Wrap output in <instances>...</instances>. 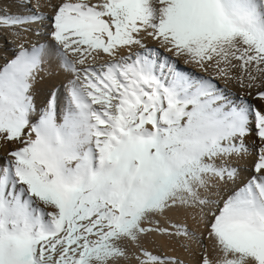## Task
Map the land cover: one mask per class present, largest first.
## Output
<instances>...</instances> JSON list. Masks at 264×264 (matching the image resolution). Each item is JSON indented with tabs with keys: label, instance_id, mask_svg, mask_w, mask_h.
Listing matches in <instances>:
<instances>
[{
	"label": "snow or ice",
	"instance_id": "1",
	"mask_svg": "<svg viewBox=\"0 0 264 264\" xmlns=\"http://www.w3.org/2000/svg\"><path fill=\"white\" fill-rule=\"evenodd\" d=\"M2 33L0 264H264V0H13Z\"/></svg>",
	"mask_w": 264,
	"mask_h": 264
},
{
	"label": "bare ground",
	"instance_id": "2",
	"mask_svg": "<svg viewBox=\"0 0 264 264\" xmlns=\"http://www.w3.org/2000/svg\"><path fill=\"white\" fill-rule=\"evenodd\" d=\"M0 2L5 5V8L7 10L8 5L13 4V0H0ZM41 4L44 5L45 0H40ZM33 6L36 5L37 0H32ZM12 12H16L17 9L13 6L11 7ZM21 12H28V9H20ZM36 11L43 14L44 17V24L47 25V18L51 17L53 14V10L51 7L48 6H41L36 9ZM33 27H39V24L34 25ZM44 29L42 28L41 31ZM34 38V37H33ZM146 43L149 45V47L155 46V41H152L151 39H148ZM15 49V43L12 40V38L7 33L0 34V62H2L4 59L10 58L12 51ZM163 51V50H161ZM165 55H170L168 53H165ZM71 58V57H70ZM175 59V58H174ZM79 67V65H77ZM179 67L184 70L195 72L198 75H207L206 73H201L199 69L193 68L190 65H185L184 62L181 60L179 62ZM71 78L70 74L57 71L53 76H45V78L39 83L37 86V94L41 101H43L44 97L46 96L47 92L49 90H53L57 93V95L60 97L61 103H63L64 97L66 96L65 89L63 88V85L67 84L68 80ZM220 84L221 88H226L230 92L241 95L243 94V90L239 89L237 86L233 84H224L223 81L218 82ZM54 86V87H53ZM255 92L253 91V95L249 96L248 99L252 101L254 105L257 107H264V103L259 101L258 99L254 98ZM255 140V137H252L249 139V144H251ZM258 143V141H257ZM10 147L7 144H4L3 142H0V157L5 155V152L7 148ZM255 162V155H249L245 158L244 161L240 162V167L243 170L242 174L244 177H246L250 173V169L252 168L253 164ZM169 216H171L173 219H177L176 215L174 213H169ZM161 221V224L164 225L165 221L163 218H158ZM191 223V221H189ZM154 239L160 240V237H154ZM204 245L207 246L208 253L211 256L212 255V245L211 241H209L207 238L204 239ZM202 249L197 247L196 245L192 246L191 251H184L183 249L176 247V246H169L166 248H161L158 250L159 254L167 255L172 258L179 259L184 262V264H198L199 261V255L201 253Z\"/></svg>",
	"mask_w": 264,
	"mask_h": 264
}]
</instances>
